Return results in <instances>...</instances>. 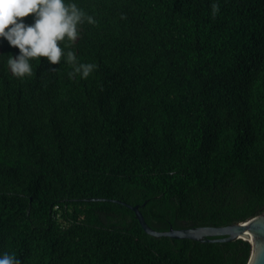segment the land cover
Returning <instances> with one entry per match:
<instances>
[{
	"label": "trees",
	"instance_id": "trees-1",
	"mask_svg": "<svg viewBox=\"0 0 264 264\" xmlns=\"http://www.w3.org/2000/svg\"><path fill=\"white\" fill-rule=\"evenodd\" d=\"M76 2L97 21L68 42L88 79L43 57L18 79L0 39V253L248 264L249 240L153 236L114 200L161 231L264 213V0Z\"/></svg>",
	"mask_w": 264,
	"mask_h": 264
},
{
	"label": "clouds",
	"instance_id": "clouds-1",
	"mask_svg": "<svg viewBox=\"0 0 264 264\" xmlns=\"http://www.w3.org/2000/svg\"><path fill=\"white\" fill-rule=\"evenodd\" d=\"M214 13L219 11L213 5ZM31 14L32 22L23 18ZM95 25L96 18L82 9L76 0H0V39L18 48L9 55L7 67L18 79L34 74V62L46 58L49 65L64 63L71 66L70 79H88L98 68L92 62L81 61L69 49L80 36L82 24ZM0 264H21L15 254L0 253Z\"/></svg>",
	"mask_w": 264,
	"mask_h": 264
},
{
	"label": "water",
	"instance_id": "water-1",
	"mask_svg": "<svg viewBox=\"0 0 264 264\" xmlns=\"http://www.w3.org/2000/svg\"><path fill=\"white\" fill-rule=\"evenodd\" d=\"M91 200H106L105 198L91 197ZM111 200V199H110ZM131 208L139 220L143 229L153 236H170L172 238H190L197 241L206 242H229L237 238L249 240L252 245V253L248 264H264V213L254 216L247 221L237 222L227 226H197L190 228L176 229L171 227L169 230L161 231L153 228L146 221L140 205H131L121 200H114ZM146 203V202H145ZM256 241V247L254 244Z\"/></svg>",
	"mask_w": 264,
	"mask_h": 264
},
{
	"label": "bare ground",
	"instance_id": "bare-ground-1",
	"mask_svg": "<svg viewBox=\"0 0 264 264\" xmlns=\"http://www.w3.org/2000/svg\"><path fill=\"white\" fill-rule=\"evenodd\" d=\"M254 244H255V247H256V241L254 240Z\"/></svg>",
	"mask_w": 264,
	"mask_h": 264
}]
</instances>
